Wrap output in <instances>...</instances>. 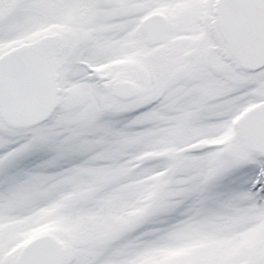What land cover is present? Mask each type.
Returning <instances> with one entry per match:
<instances>
[{"label": "snow or ice", "instance_id": "6c2138e0", "mask_svg": "<svg viewBox=\"0 0 264 264\" xmlns=\"http://www.w3.org/2000/svg\"><path fill=\"white\" fill-rule=\"evenodd\" d=\"M0 264H264V0H0Z\"/></svg>", "mask_w": 264, "mask_h": 264}]
</instances>
